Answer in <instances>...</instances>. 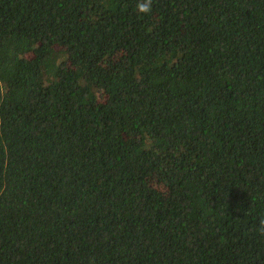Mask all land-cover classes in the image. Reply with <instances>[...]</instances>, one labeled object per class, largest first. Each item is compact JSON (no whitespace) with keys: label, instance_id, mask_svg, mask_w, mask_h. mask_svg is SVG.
Returning <instances> with one entry per match:
<instances>
[{"label":"trees","instance_id":"trees-1","mask_svg":"<svg viewBox=\"0 0 264 264\" xmlns=\"http://www.w3.org/2000/svg\"><path fill=\"white\" fill-rule=\"evenodd\" d=\"M136 3L0 0V264H264V0Z\"/></svg>","mask_w":264,"mask_h":264},{"label":"clouds","instance_id":"clouds-1","mask_svg":"<svg viewBox=\"0 0 264 264\" xmlns=\"http://www.w3.org/2000/svg\"><path fill=\"white\" fill-rule=\"evenodd\" d=\"M153 0H137L136 11L140 15H148L152 12ZM5 96V91L0 89V99ZM227 195V194H226ZM252 232L259 238H264V217L259 218L256 225L253 227Z\"/></svg>","mask_w":264,"mask_h":264}]
</instances>
